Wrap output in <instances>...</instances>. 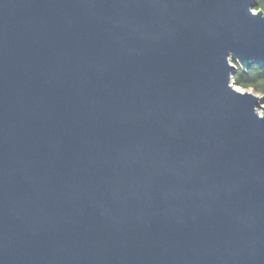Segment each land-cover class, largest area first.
<instances>
[{
    "label": "water",
    "instance_id": "95a60500",
    "mask_svg": "<svg viewBox=\"0 0 264 264\" xmlns=\"http://www.w3.org/2000/svg\"><path fill=\"white\" fill-rule=\"evenodd\" d=\"M253 1L0 0V264H264Z\"/></svg>",
    "mask_w": 264,
    "mask_h": 264
},
{
    "label": "trees",
    "instance_id": "16d2710c",
    "mask_svg": "<svg viewBox=\"0 0 264 264\" xmlns=\"http://www.w3.org/2000/svg\"><path fill=\"white\" fill-rule=\"evenodd\" d=\"M253 9L264 11V0H254ZM235 70L232 72V83L239 89L251 90L264 97V67L252 62L246 70L231 59Z\"/></svg>",
    "mask_w": 264,
    "mask_h": 264
},
{
    "label": "rangeland",
    "instance_id": "374dc122",
    "mask_svg": "<svg viewBox=\"0 0 264 264\" xmlns=\"http://www.w3.org/2000/svg\"><path fill=\"white\" fill-rule=\"evenodd\" d=\"M230 63L233 65V63L231 62V60H230ZM244 91H250L251 92V90H244ZM256 95H258V94H256ZM259 97H262L261 95H258Z\"/></svg>",
    "mask_w": 264,
    "mask_h": 264
},
{
    "label": "bare ground",
    "instance_id": "6f19581e",
    "mask_svg": "<svg viewBox=\"0 0 264 264\" xmlns=\"http://www.w3.org/2000/svg\"><path fill=\"white\" fill-rule=\"evenodd\" d=\"M231 64V63H230ZM231 83H232V79H231ZM237 90H241V91H244V90H242V89H239V88H237ZM250 92V91H249ZM259 114H261V112H259ZM262 115V114H261Z\"/></svg>",
    "mask_w": 264,
    "mask_h": 264
}]
</instances>
